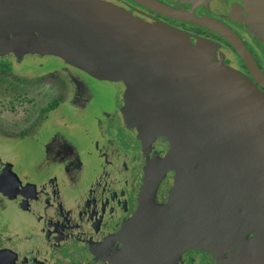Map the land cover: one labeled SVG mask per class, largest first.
<instances>
[{"label":"flooded vegetation","instance_id":"obj_1","mask_svg":"<svg viewBox=\"0 0 264 264\" xmlns=\"http://www.w3.org/2000/svg\"><path fill=\"white\" fill-rule=\"evenodd\" d=\"M100 1L109 2L125 9L140 19L152 23L154 27L167 32H174L177 26L190 28V31L186 32L188 34L186 39L191 45L196 43L194 40L206 38L217 43L221 49H228L234 58L235 69L241 72L255 86L254 88L264 94V89L255 83L235 52L217 34L190 23L176 21L150 12L129 0ZM166 1L162 4L186 11L192 9L196 16L211 18L228 27L243 43L259 71L264 75V66L260 64L251 49L264 50L250 26L247 25L248 20L241 18V15L247 17L246 15L249 14L253 21L261 24L259 28H264V0ZM1 12L0 17L3 16L1 20L5 25L2 29L0 28L2 30L0 32V47L5 48V57L0 55V60L5 59L10 65L7 73H4L6 68H0V76H9L13 78L14 83L21 86L32 83L39 77L32 78L30 76L31 81L27 82L22 77L15 76L17 74L13 73L11 65L20 64L19 60L24 62L29 59H41L45 56L40 52L37 55V47H39L37 30L39 27L35 30L29 28L26 24L27 19H24L26 15L21 7L13 8L11 6ZM99 12L102 13V11ZM108 16L105 14L98 17L97 22H103L102 17L107 20ZM20 19H23V24L19 22ZM11 22L14 24L17 22V25L11 24ZM181 32L183 31L181 30ZM32 47L37 51L31 52L35 50ZM60 51L63 53L65 50L61 48ZM53 56L60 58L62 69L65 70L67 68L65 63L68 60L66 56ZM75 57L80 60L87 58V60H83L99 66L98 68L105 73L106 77H111V81L103 82L105 81L103 77L97 80L92 76H84L77 68L76 71L66 72V83L72 89L65 87V90L67 94L75 96L76 100L72 102L74 112H83L79 117L77 113L74 115L75 118H78L79 123L72 126L73 128L69 127L61 134L29 136L34 127L40 126V128L46 129L50 122L49 119L52 117L51 114L64 108L66 94L63 92V84L66 83L58 81L50 89V94L46 95L44 104L35 108L38 112L37 119L29 125L26 134L21 133L19 136L11 138L0 132L6 140L0 139L8 141L7 143H19L27 139L29 142L47 144V148L42 149L45 152L42 155L45 157L42 158L44 162H41L43 169L41 166L36 169L32 180L18 179L9 172L12 170V168L9 170L10 165H5L0 160V207H8V211L16 216L32 218L36 223L41 224L42 232L36 236L34 229H31L29 225L24 228L25 233L21 237L15 235L11 238L0 232V264H51L43 254L45 248H47L46 251L50 249L48 252L50 255L53 251L57 253L58 264H124V255L127 264H251V257L241 254L238 240L235 236L233 238L231 236L236 234L237 230L244 231L248 224L258 223V218L263 213L261 211V208L264 207L261 203V192L264 190V144L259 142L255 145L251 144L247 148L249 157H245V160H248L251 168H255L253 173L248 171V176L245 173L243 175L239 173L240 165L236 160L241 157L240 151L233 156L235 162L232 170L233 178L238 182L240 180L244 182L243 187L237 190L235 195L236 203L230 200L225 205L224 197L216 195L215 192L210 193L209 200L208 191L206 192L205 189L208 181L214 182L213 176H204L200 172L201 168H198L199 164L197 163L200 161L199 158L195 160L196 166H192L194 161L192 150L186 148L182 137L177 141L179 146L173 144L172 150L174 149L176 153L172 156L174 164L170 166V170L168 168L163 172L161 169L163 154L158 152H160V147H163L165 152L167 149L170 150V143L167 147L165 141L162 143L163 139L158 144L149 142L157 149L158 155H147L148 153L145 152L147 156H142L146 145L142 140L136 139L135 133L127 121V118L130 117H126L125 121L127 122L121 125L123 131L120 128L121 133L114 134L116 132L114 115L119 102L117 97L123 91L122 82L107 66L103 63L100 65L91 56L83 57L75 53ZM103 68L109 69L113 73V77ZM64 74L63 72V75L58 79H62ZM43 80L46 78L41 82ZM27 95V97L24 95L27 98L25 100L29 101L33 98L32 93ZM92 110H97L98 115L93 116L90 120H85V112H92ZM100 111L104 117L102 120L99 117ZM92 120L94 121L91 122ZM97 120L106 124L105 139L96 136L95 130L92 128ZM73 131L78 134H74ZM257 132L261 133L264 141V128L257 127ZM187 135L192 139L189 134ZM151 136L152 133L148 135V137ZM90 137L93 139L90 140ZM83 139L86 144L83 143ZM69 142L72 145L68 144ZM66 143L70 148L66 146ZM110 143L117 144L116 150L109 148L112 146ZM65 152H67L66 157L60 158ZM71 155L78 160L71 159ZM83 156H86V159H83ZM242 156L245 155L242 154ZM88 164H91L90 170L95 168V175L90 172L91 175L85 177L83 168ZM178 168L185 172L184 185L177 179L175 171ZM248 169H250L249 166ZM148 170L152 171L151 174H155L157 171L161 173L160 177L156 176L159 178L157 186L155 192L149 197L147 196L150 191L144 183L145 173ZM43 173L47 174L42 175ZM36 180L41 182H36ZM144 201L156 208L149 210L154 213L153 215L145 216L140 213ZM169 204L172 205L169 209L174 216L173 226L169 225L171 232L163 221V218L168 216L166 215L168 212L162 209ZM203 206L208 208L206 212ZM206 213L212 214L209 216ZM198 214V221L197 219L193 220V215L197 216ZM204 215L207 220H210V224L214 225L213 239L219 234L224 238V242L229 244V247L222 248L223 241L221 248L217 251L215 248H202L204 241L201 242V240L195 241V245L193 241L191 243L192 236L189 233H192V230L204 233L203 226H199ZM218 215L220 217L217 218ZM156 218H159L158 222H156ZM230 218L231 220H229ZM225 221L226 224L223 223ZM133 224L134 226H132ZM205 229L211 232L212 227L205 226ZM175 230H177L176 234ZM253 230L247 235L249 248L246 251H255V253L262 251L255 264H264V247L262 242L258 241V234ZM259 232L263 234L262 231ZM177 235H179V239L175 242ZM36 242L38 246L34 247ZM250 242H253L252 246L249 245ZM257 244H259L258 248L255 249L254 246ZM176 245H179V248L181 246L182 249L176 251L174 249ZM203 246H206V243ZM128 251L139 252L138 255L133 254L134 262L129 261ZM227 251L233 253L232 260ZM242 257H244L243 261Z\"/></svg>","mask_w":264,"mask_h":264},{"label":"rangeland","instance_id":"obj_2","mask_svg":"<svg viewBox=\"0 0 264 264\" xmlns=\"http://www.w3.org/2000/svg\"><path fill=\"white\" fill-rule=\"evenodd\" d=\"M11 1L12 0H0V12L5 11V9L9 7L8 2ZM33 1L35 2V4H33L35 11L36 9H38L35 14L38 15L40 13V9L42 8V3L40 0ZM158 1L161 3L167 2L166 0ZM100 3H104L106 5L114 6L118 9H121L123 12L127 13L130 18H137L143 23L153 26L152 23L144 21L139 17L133 15L132 13L126 11L125 9H122L112 3L102 1H100ZM71 7L73 9H76L73 4L71 5ZM82 14L84 13L82 12ZM2 18L3 16L0 17V19ZM22 20L23 19H20L19 22L21 23ZM30 20L31 18L27 19L28 26L30 29L35 30V28H37L39 24H30ZM11 24H14V22H11ZM21 24H23V22ZM4 25L5 24L3 20H0L1 29ZM14 25H17V22H15ZM181 30L183 32H181ZM188 30L190 31V28L177 26V29L174 32L170 31L169 33L174 36H179L180 39L186 41V37H188V34L186 32H188ZM0 32H2V30H0ZM181 35H183L184 37ZM39 40L40 36H38L37 38V43L39 45V47H37V55H39L40 52L45 55L44 57H42L41 59H29L25 60L24 62H21L19 60L20 64L14 62L15 64L11 65L13 73L17 74L15 76L22 77L23 80H26L27 82L31 81L30 76L32 78L39 77L38 80L34 79L32 83L24 84L21 86L20 84L14 83L13 78H10L9 76H0V132L6 134L11 138L17 137L21 133L26 134L29 125H31V123H33L37 119L36 115L38 114V112L35 108L39 105L44 104L46 95L50 94V89L55 86V82L57 83L58 81H62L63 83H66L67 71H76L77 68L82 72L84 76H92L93 79L97 80L103 77L105 80L103 82L111 81V77H106L105 73L98 68L99 66L97 67V65L95 66V64L90 63L86 60L76 61L75 59H70V57H67L68 60L65 63L67 68H65V70L62 69L60 58L54 57L52 54V56L48 54V51L44 49ZM194 41L196 42L195 44H198L203 49H205V53L208 54L206 58L208 60H212V62L205 63V67L210 66L214 69H223V72L218 73L222 81H220L219 83V88H215L211 104L206 103L208 102V98L204 99V102L201 101L197 105L195 104L197 106V113L199 115L198 118H202V121L192 122V114H190L191 111H188V117L190 122L184 124L185 129L187 128V130L196 131V134H190L189 136H192L193 138H184L183 141L185 142V146L187 149H201L204 151L200 154V161L197 162L199 166H197L198 168H201L200 172H202L204 176L210 175L209 177H211L212 175L214 182H216L215 184H213L214 182H212V180L208 181V185L205 191H208L207 195L209 197V200L210 193L213 194L212 192H215L216 195H222L224 197V203L225 205H227L230 200L231 202H235V195L237 194V190L242 188L244 185V182H242V180L238 182L236 179L233 178L232 170L234 167L233 165L235 163L233 156L240 151L241 157L239 156L240 158L236 160L237 162H239L240 165L239 173H241L242 175L243 173H245V175H247L248 171L250 173H253V171H255V168L253 169L250 167V164H248V160H245V157H249V151H247L249 145H255L259 142L264 144L261 133L257 132V127L264 128V97L254 87L244 82V76L243 74H241V72L235 69L234 58L228 49H221V47L217 43L212 42L206 38H200L199 40L197 39ZM259 43L264 50V44L260 41ZM4 49L5 48L0 47V55L5 57ZM34 49L35 50H32L31 52L34 53L37 51L36 48ZM251 51L252 53H255L256 58L260 62V64L264 66V51H255L254 49H251ZM71 52L72 50L66 51L65 53L70 54ZM55 54H57V52H55ZM62 54L63 53H61V56H63ZM93 58L95 59V57ZM95 61L98 62L100 65H102L103 63L102 61L97 59ZM9 65L10 64L7 60H0V68H6L4 70V73L9 72L7 70L9 68ZM184 67L186 66H181L178 68L175 67L170 71V73H166L165 67H162L160 70L157 68L156 72L160 75L161 83H158L157 81H155L156 79L149 77L147 73L149 69L145 72H140L142 74L147 75L143 78L144 80H141L140 84L134 82L138 80L134 79L133 76L130 79H133L134 81L130 79L124 81L122 78L116 75V77H118L119 80L122 82L123 91L120 93V95L116 94L118 95L117 99L119 100V102L118 107L116 109L117 111L115 110L114 115V125L116 131L114 132V134H118V132L121 133V129L123 131V127H121V125L125 124L124 122H127L132 118L134 119L135 136L137 140H142L145 144L149 142L153 144H158L160 143L159 141L163 139V141H161L162 143H164L165 141L167 143V147L168 143H171V145L169 144L171 146L170 150L167 149V151L165 152L163 147H160V152H158L163 154V157L161 159V169L163 172H165L168 168H170V166L174 164V159L172 157L173 146H179L177 141L178 139H181V137L183 138V133L185 134V136L188 134V131L184 132L185 129L183 130V128H181L182 126L180 125V123L182 122L179 120L180 117H178V115L176 114L173 115V104L170 105L169 108H167L168 105L163 104L164 102L162 103L163 99L168 100L170 98V93H174L177 95L179 92H182L181 95H183V79L185 76L182 75V73L180 72H183ZM108 68L112 71L110 67ZM103 69L106 72L108 71L109 73H111L109 75L113 77V71L112 73L109 71V69ZM175 69H178V71L180 72H175ZM63 72L65 73V76H63L62 79H58L59 76L63 75ZM176 73L180 74L179 80H177V82L174 81V79H177L175 77L177 75ZM43 74L45 75L43 76ZM56 77L58 80L56 79ZM44 78H46V80H43L41 82V80ZM169 79L175 84L176 91H171V89L167 86L165 88V84L169 81ZM131 84H134L135 86ZM191 84L192 82L190 81V79L186 81V87H188L186 88L188 89L185 91L186 93L192 90L193 87ZM63 85V92L66 94L64 96V108L61 111H57L51 114L52 117L51 119H49L50 122L48 123L46 129L40 128V126L34 127L33 130H31V132L29 133V136L37 137L40 135L46 136L49 134H61V132L67 131L69 127H74V125L79 123V120H77L78 118H75L74 115L77 113L79 117L81 114H83V112H74L75 109L72 105V102L76 100L75 96L67 94L65 90V87L70 89L72 88L68 86L67 83ZM205 85L207 87V84ZM129 86L131 88H129ZM206 91H209V89H207ZM29 93H32L31 96L33 98L27 101L25 99H27L26 97ZM24 95H26V97ZM158 97H160L162 100L158 99ZM185 97L189 99L194 96L185 94ZM175 99L177 100L176 103L180 102L181 104H183V100L179 96L178 98H174L173 102H175ZM191 101L192 100L189 99L188 103L190 102L189 106L192 108L193 104ZM200 105H202V108H199ZM102 107L105 106L102 105ZM95 115H98L97 110H92V112L86 111V117H84V119L90 120ZM99 117L101 120L102 118H104L102 115V111L99 112ZM126 117L130 118H127V121H125ZM93 121L94 120H92L91 122ZM128 127L130 128V125H128ZM92 128L95 130L96 136L101 137L102 139L106 138L104 134V129L106 128L105 123H102L101 121L98 122L97 120L96 123L92 126ZM73 133L78 134V132L74 131ZM151 133L154 141L144 140L145 137L150 139L151 137H148V135ZM0 138L6 140V138H3L1 134ZM92 139L93 137H90V140ZM4 140L0 139V160L5 165H10L9 170L11 168L12 170H10L9 172L13 173L16 177H18V179H22V181H24L25 179L32 180L33 175L36 173V169L40 168V166L43 165V163L41 164V162L44 160L42 158L45 157L42 155H44L45 152H43L42 149H46L47 144L37 143L33 141L29 142L27 139H24L22 142L19 143H7L8 141ZM82 141L84 144H86L84 139ZM68 144L72 145L71 142H69ZM68 144L66 143L67 147H69ZM153 144H151V147H148L147 150L145 148V150L149 155L157 156V149L154 147ZM111 145L112 146H110L109 148L111 150H116L117 144ZM66 153L67 152L62 154L60 158L62 156L66 157ZM242 154L245 156H242ZM70 158L74 159L76 157L71 155ZM82 158L86 159V156H83ZM76 160L78 159L76 158ZM195 164L196 161H193L192 166H196ZM248 166L250 169H248ZM90 167L91 164H88L85 168H83L85 177H89L91 173L95 175V168L93 167L90 170ZM41 168L43 169L42 166ZM49 168H51V166H49ZM182 170L178 168L175 172L177 174L178 181H180V183L184 185L185 172H183L184 170ZM147 172L152 173L151 170H148ZM46 174L47 173H43L42 175ZM36 182L41 181L36 180ZM154 186L155 190L157 182ZM261 197V203L264 206V190H262L261 192ZM209 200L207 203L210 208ZM203 208L205 209V212L206 209H208L206 206H203ZM8 210V207H0V232L5 233V236H10L11 238H13L16 235L17 237H21V235H24V228H26L27 225H29L31 229H34V234L36 236H38L39 233H42L40 230V223H36L30 217H21L19 215L16 216ZM261 211L263 213L258 218V223L248 224V227H246L244 231L242 229L237 230L235 232L236 234H232L231 236L232 238L235 236L238 240L239 250L241 251V254L244 256L248 255L249 258L251 257V264H255V262L257 263L259 256L262 253V251L256 252L257 254L255 253V251H246L249 248L247 245V235L252 232V229H254L253 232H256L258 234V241L262 242V246L264 247V207L261 208ZM206 214L210 216L212 213ZM233 216L235 217L236 215ZM218 217L220 216L218 215ZM155 220L156 222H158L159 218H156ZM229 220H231V218ZM229 220L227 221L229 222ZM205 222L206 218L202 219L201 226H203L204 229L206 226ZM223 223L226 224V221ZM132 226H134V224ZM258 231H262L263 234L260 232L258 233ZM21 242H23V240H21ZM252 244L253 242H250L249 245L252 246ZM258 245L259 244L255 245L254 248H258ZM37 246L38 244L36 242V245L34 244V247ZM225 247H229V244L226 241L222 244V248L226 249ZM180 248L179 245H176L174 249L176 251H179ZM46 250L47 248L43 250V254L50 260L51 264H58L59 257L57 253L53 251L50 255V253H48L50 249L48 251ZM227 252L228 256L232 260V258H234L233 253H230L229 251ZM127 253L129 261L134 262L135 259L133 260L132 252L128 251ZM124 259V264H127L125 255ZM241 260L243 261L244 257H242Z\"/></svg>","mask_w":264,"mask_h":264},{"label":"water","instance_id":"obj_3","mask_svg":"<svg viewBox=\"0 0 264 264\" xmlns=\"http://www.w3.org/2000/svg\"><path fill=\"white\" fill-rule=\"evenodd\" d=\"M40 1L42 3V8L40 9V13L38 15L35 14L38 9L35 11L33 5L35 2L33 0H12L11 2H8V5L9 7L12 6L13 8L16 6L21 7L26 15L24 19L31 18L30 24H39L37 32L40 38H42V41H40L41 45L45 50L48 51V54L61 56L62 52L60 49L63 48L65 50L62 54L63 57H70V59H75L76 61H80V59L75 57V53L76 55L77 53H81L80 55L83 57H95V59L102 61L105 66L110 67L112 71L124 81H127V79H130L133 76L134 79H137L138 81H134L133 79L130 80H133L138 84H140L141 80L147 76L140 73L141 71L145 72L149 69L147 71L149 77L154 78L156 79L155 81L161 83L160 75L156 72L157 68L160 70L162 67H165L166 73H170V71L175 67L178 68L181 66H186L184 67L183 72L175 69V72H180L185 76L183 79V95H181L182 92H179L177 95L170 93L171 95L168 100H162L160 97H158V99L162 100V103L164 102L163 104H167V108L173 104V115L176 114L178 117H180L179 120L182 122L180 125L182 126L181 128H183V130L185 129L184 124L190 122L188 117L190 111V114H192V122L202 121V118H198L199 115L197 113L196 105L201 101L204 102V99L206 98H208V102L206 103L211 104L215 88H219V81H222L218 73L223 72V69H214L210 66L205 67V63L212 62V60H208L206 58L208 54L205 53V49H203L201 46L198 44L191 45L188 40L183 41L179 38V36H174L169 32L143 23L137 18H130L129 15L123 12L121 9H118L114 6L101 4L97 0ZM129 1L150 12L176 21L190 23L194 26L202 27L217 34L235 52L255 83L264 89V75L259 71L252 56L247 51L243 43L228 27L211 18L196 16L192 9L188 11L183 9H175L155 0ZM72 4L76 9L71 7ZM99 11H102V13ZM82 12L85 15L82 14ZM105 14L109 15L108 19L105 20L104 17H102L103 22H97L98 17L104 16ZM246 16L247 17L241 15V18L248 20L247 25L250 26L251 31L254 33V35H256L258 41L264 44V28H259L261 24L253 21L249 14ZM26 24L28 25V22ZM67 50H72V52L70 54H66L65 52ZM55 52H57V54H55ZM83 59L87 60V58ZM176 74L177 75L175 77L177 79H174V81L177 82V80H179L180 74ZM189 79L192 82L191 85L193 88L190 92L186 93L185 91L188 90L186 89L188 88L186 87V81ZM243 80L248 85L255 87L245 77ZM205 84H207V87ZM131 85L135 86L134 84ZM166 86L170 88L171 91H176L175 84L170 79L165 84V88ZM129 88L131 87L129 86ZM207 89H209V91H206ZM185 94L194 96L189 98L192 100V108L189 106L190 102L188 103L189 99L185 97ZM262 95L264 97V94ZM178 96L182 98L183 104L180 102L176 103V99L175 102H173L174 98H178ZM199 108H202V105H200ZM128 122L135 133L134 119L131 118L128 120ZM185 131H188L189 135L196 134V131H190L187 130V128L184 130V132ZM184 137L190 139L188 135L186 137L183 133V139ZM144 140H153V137L151 136L150 139L145 137ZM144 145H146V150L148 147H151L150 143H146ZM145 148L143 149L142 156L149 155H145ZM191 150L194 161L200 158V154L204 152L201 149ZM172 153L176 155L174 149L172 150ZM156 176L160 177L161 173L158 171L155 174H151L149 172L145 173L144 183L146 187H148V191H150L147 197L152 196L153 192L155 191L154 185L159 179ZM171 206L172 205L169 204L166 208L162 207L163 210L165 209L168 212L166 214L168 216L163 218V221L164 224L168 226V230L170 232L171 230L169 229V225H172V219L174 218L169 209ZM142 207L143 208L140 213L145 216L153 215L154 213L150 212L149 210L156 209L145 201ZM198 218L199 214L197 216L193 215V220L196 221L197 219L198 221ZM203 218L205 219L206 216L204 215ZM195 221L193 225L195 224ZM205 223L206 226L212 227L211 232L208 229H204V233H201L200 231L198 233L194 231V233L192 230V233H189V235L192 236L191 243L192 241L194 243L195 241L201 240V242L204 241V243H206V246H203L204 243L202 244V248H215L217 251L219 250L222 241L224 242V238L217 234L216 238L213 239L214 225L210 224V220L207 219ZM199 226H201V224ZM215 228H217L216 225ZM216 230H214V232H216ZM176 231L177 230H175V234ZM178 239L179 235H177V239L174 241L176 242ZM195 244L196 243H194V245ZM131 252L132 254H139L138 251Z\"/></svg>","mask_w":264,"mask_h":264}]
</instances>
